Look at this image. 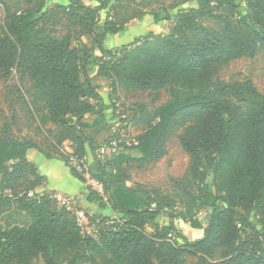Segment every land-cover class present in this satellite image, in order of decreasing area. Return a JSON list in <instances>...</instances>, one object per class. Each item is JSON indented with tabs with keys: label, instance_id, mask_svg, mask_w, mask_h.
Returning <instances> with one entry per match:
<instances>
[{
	"label": "trees",
	"instance_id": "16d2710c",
	"mask_svg": "<svg viewBox=\"0 0 264 264\" xmlns=\"http://www.w3.org/2000/svg\"><path fill=\"white\" fill-rule=\"evenodd\" d=\"M24 1L26 4L43 0ZM88 7L68 0L66 14L81 20L90 11L97 19L108 0ZM200 8L213 4L239 10L238 21L222 17V27L210 30L199 22V9L171 15L152 13L154 23L171 21L168 33L134 41L109 51L103 37L115 36L124 26L106 18L101 35L92 25V48L78 50L69 35L54 37L39 25L38 13L21 11L0 30V74L14 70L30 83L32 98L43 103L46 122L58 129L57 142H68L72 155L82 159L89 150L103 196L89 193L98 209L109 208L119 222L99 231L96 238L80 232L73 217L57 209L50 195L28 192L43 177L27 160L37 150L29 140L9 139L0 131V193L10 192L16 208L29 221L0 226V264H264V96L250 80L223 82L219 70L264 50V0H196ZM97 57L96 76L110 82V90L135 88L158 92L168 99L151 112L139 109L134 123L141 127L136 145L103 159L86 132L87 117L101 118L108 106L97 93L86 69ZM107 59V60H106ZM99 121L96 128L101 127ZM188 166L175 197L151 192L143 185L129 187L125 166L135 160L156 161L166 154L165 141L176 126ZM70 174L85 183L69 157H54ZM25 184L21 194L16 190ZM209 208L207 225L197 219ZM166 223L159 225L160 219ZM102 222L108 218L93 216ZM188 223L200 232L193 240L181 235L174 222ZM151 223L153 231L146 227ZM247 233L242 235L241 231Z\"/></svg>",
	"mask_w": 264,
	"mask_h": 264
},
{
	"label": "rangeland",
	"instance_id": "374dc122",
	"mask_svg": "<svg viewBox=\"0 0 264 264\" xmlns=\"http://www.w3.org/2000/svg\"><path fill=\"white\" fill-rule=\"evenodd\" d=\"M88 7L97 5L94 1L82 0ZM107 8L99 12L97 19L90 11L84 10L79 14L81 20L66 14L68 0H43L26 4L24 1L4 2L0 5V30L8 21L17 17L19 12L33 10L38 13L39 25L45 33L54 37L69 35L72 46L78 50L92 48V39L88 34V27L92 21L93 30L101 35L106 18L114 19L124 26V31L115 36H104L102 43L109 51H116L128 47L136 40L154 36H162L168 33L171 21L154 23L152 13L160 15H171L173 17L178 11L184 9H199L201 17L199 22L210 30L217 31L222 27V17L229 18L233 22L238 21L239 10L229 7H217L213 4L203 8L198 7L196 0H108ZM246 0H237V4H243ZM100 54L94 53L91 60L93 65L86 69L87 75L96 87L97 93L103 99V103L109 108L101 118L87 117L86 132L90 134L97 145L106 142L111 135V121L117 119L119 113L121 129L128 132L129 139L136 137L141 127L134 123V115L139 109L151 112L167 101L166 90L158 92L141 91L135 88H120L115 94L110 90V82L96 76L97 60ZM107 60V59H106ZM217 79L223 82H243L250 80L257 91L264 96V50H260L253 59L242 58L227 66L222 67ZM46 110L43 103L32 98L30 83L20 80L14 70L7 74H0V131L4 130L7 137L13 140H29L37 147L36 153L46 158H54L58 154H65L70 149L68 142L59 144L57 142L58 129L46 122ZM101 121L103 125L97 127ZM182 133V126L178 125L172 129L165 141L166 154L156 161L135 160L125 166L128 175L126 184L129 187L143 185L151 192L161 195L175 197L180 193L179 181L185 175L188 166V156L180 146L178 136ZM98 154V152L96 151ZM103 159L112 156L102 155ZM39 162V161H38ZM88 167V179L85 180L87 192H93L103 196L100 182L94 168V159L89 150L84 157ZM38 165V164H37ZM56 165L60 166L57 167ZM40 167V165H38ZM45 166L57 175L61 171L68 179L77 182L70 177L66 168L57 161L46 162ZM65 173V174H64ZM78 183V182H77ZM25 188V184L17 188L19 195ZM36 189L29 191L33 197ZM178 199V198H176ZM209 208H202L197 215L198 221L203 227L207 225ZM116 216V215H115ZM112 217V216H111ZM29 218L20 212L14 205L10 192L0 193V226L25 225ZM165 219L157 221L159 225L165 223ZM177 231L192 240L199 236L200 232H192L188 223L174 222ZM148 232L153 231L152 224L146 227ZM242 235L247 233L246 229L241 231ZM187 235V236H185ZM197 235V236H196ZM196 258H188L186 264H196ZM32 264H43L38 259ZM89 264V263H84Z\"/></svg>",
	"mask_w": 264,
	"mask_h": 264
},
{
	"label": "built area",
	"instance_id": "2783aa9c",
	"mask_svg": "<svg viewBox=\"0 0 264 264\" xmlns=\"http://www.w3.org/2000/svg\"><path fill=\"white\" fill-rule=\"evenodd\" d=\"M117 119L111 121V135L110 138L98 146L97 152L102 157V155L114 156L119 153L129 150L132 146L136 145V137L129 139L128 132L121 129V121L119 113L115 114ZM65 155L69 157V161L74 170L80 174L84 180L88 179V167L84 162V158L78 159L72 155L71 150H67ZM32 197L31 194H28ZM50 199L54 203L57 209H62L69 213L80 232L84 235L96 238L99 231L108 228L114 223L119 222L116 217L108 218V220L102 222L100 220H93L91 216L84 213L81 209L77 207V198L73 196L64 195H50Z\"/></svg>",
	"mask_w": 264,
	"mask_h": 264
},
{
	"label": "crops",
	"instance_id": "0c3cea01",
	"mask_svg": "<svg viewBox=\"0 0 264 264\" xmlns=\"http://www.w3.org/2000/svg\"><path fill=\"white\" fill-rule=\"evenodd\" d=\"M26 158L29 162H31L36 167L38 176L44 178L42 183L38 187L35 188L36 189L35 194H39V195L59 194V195H64V196H73L77 198V207L91 217L95 215L100 216L101 218H111V216L116 217L115 214L109 208H106L100 211L98 209V204L88 199L89 193L87 192L85 184L75 179L70 174L69 168L66 167L62 161L57 160L55 158H51V159L46 158L45 156L39 155L38 153H36L35 150H28ZM49 161L60 162L66 168L70 177L75 179L78 183L73 182L71 179H68L65 175L61 173V171H58L56 175L55 173H52L50 170H48L45 166H43L46 162H49ZM37 164L40 165V167ZM56 166L60 167L58 165ZM191 231L194 232L195 230L191 229Z\"/></svg>",
	"mask_w": 264,
	"mask_h": 264
}]
</instances>
